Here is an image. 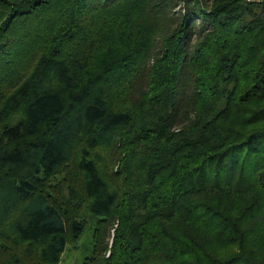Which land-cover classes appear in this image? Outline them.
Listing matches in <instances>:
<instances>
[{
  "label": "trees",
  "instance_id": "16d2710c",
  "mask_svg": "<svg viewBox=\"0 0 264 264\" xmlns=\"http://www.w3.org/2000/svg\"><path fill=\"white\" fill-rule=\"evenodd\" d=\"M84 236L264 264V0H0V264Z\"/></svg>",
  "mask_w": 264,
  "mask_h": 264
},
{
  "label": "rangeland",
  "instance_id": "374dc122",
  "mask_svg": "<svg viewBox=\"0 0 264 264\" xmlns=\"http://www.w3.org/2000/svg\"><path fill=\"white\" fill-rule=\"evenodd\" d=\"M86 236L81 238V240L77 242V244L71 245L69 247L67 252L64 254L61 264H78L80 262L79 260L82 257V250L80 247L83 246V243H86ZM87 239H89V237H87Z\"/></svg>",
  "mask_w": 264,
  "mask_h": 264
}]
</instances>
